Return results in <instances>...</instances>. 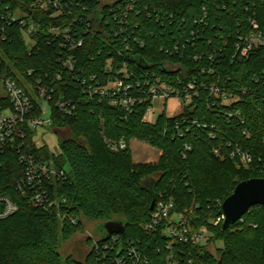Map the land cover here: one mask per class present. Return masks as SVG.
I'll return each mask as SVG.
<instances>
[{
    "label": "trees",
    "instance_id": "16d2710c",
    "mask_svg": "<svg viewBox=\"0 0 264 264\" xmlns=\"http://www.w3.org/2000/svg\"><path fill=\"white\" fill-rule=\"evenodd\" d=\"M67 2V15L57 19L53 10L26 8L22 0L4 2L13 11L25 8L28 15L22 19L32 16L39 24L33 48L24 36L27 26H9L0 3V33L6 37L0 38L3 72L22 87L30 83L37 89L38 80L53 83L52 128L60 134L62 152L39 146L32 130L25 148L37 160L54 161L67 176L64 182L47 184L52 196L66 203L45 211L35 206L31 192L18 190L25 172L18 153L9 148L3 155L0 199L8 197L18 211L0 220V264H63L61 241L83 228V219L124 221L125 232L113 235L120 244L111 245V255L119 247H135L151 264H169L168 239L162 231L144 230L161 194L174 198V211L188 215L194 230L210 234L204 245L176 248L181 264H264V207H253L226 230L221 219L222 204L240 183L264 179V48L248 59L234 57L239 38L252 30V20L264 35V0H116L114 7L103 6L101 0ZM102 16V30L94 32L91 24ZM56 24L72 25L76 41L84 42L73 52L74 71L59 63L62 49L49 34ZM127 45L131 53L124 51ZM124 65L132 73L127 83L135 95L158 79L178 88L196 82L199 95L179 116L165 114L154 125L145 123L150 100L138 102L128 113L94 94ZM211 85L240 96V101L223 106L207 89ZM62 100L77 105L72 115L56 108ZM105 138L124 140L128 147L114 153ZM134 139L162 151L159 163L135 164L130 148ZM238 149L252 161L243 163ZM0 206L3 210L5 205L0 201ZM59 213L67 218L62 220ZM113 236L105 240V234L100 241L110 244ZM219 241L223 247L214 254L209 246ZM100 255L92 250L83 263L69 258L66 264H102Z\"/></svg>",
    "mask_w": 264,
    "mask_h": 264
},
{
    "label": "built area",
    "instance_id": "2783aa9c",
    "mask_svg": "<svg viewBox=\"0 0 264 264\" xmlns=\"http://www.w3.org/2000/svg\"><path fill=\"white\" fill-rule=\"evenodd\" d=\"M5 1L0 0V3H3L5 6L4 19H6L9 26L16 22H19L24 27L27 26V29L24 31V36L30 48H33L36 45L33 36L39 28V24L32 22V16H28V20L22 19V16L28 15L27 10H24L25 8H18V10L13 11L11 8L12 5L10 6V4L4 3ZM22 1L23 3H27L26 8H39L43 11L53 10V19L64 17L68 12L67 0ZM114 4L115 2L108 6L114 7ZM130 10L132 11V8ZM96 20L94 24H91V29L94 32L102 30V21L105 18L102 16V18L99 17ZM251 27V32L246 36H241L236 43L235 58L240 60L248 59L255 50L264 48V35L260 24L256 20H252ZM49 34L52 36V39L59 42V47L62 49L59 63L62 64L66 71H74L77 61L73 52L76 48L83 45V40L76 41L73 36L74 27L72 25H53L49 29ZM1 37L3 40H6L5 35L0 33ZM175 50L179 52L180 49L176 46ZM124 51L131 53L132 48L130 45H127ZM112 63L113 61H110L108 64V70L110 72L113 70ZM3 71V60L0 57V168L2 166V157L9 148L17 152L19 162L25 169L24 177L18 183V190L23 194L31 192L32 200L36 207L42 208L45 211H52L57 207L59 208L60 204L66 203V200L63 199L60 202V199H55L50 193L47 184L53 181L64 182L67 180L66 173L63 170L57 169L54 161H40L34 155L29 154L25 148L24 141L27 137L28 130L34 131L35 135H37V130L40 128H52L54 122L51 108V102L53 101V83L44 84L42 80H38L37 89L30 83L22 87L17 80L8 76ZM32 74L33 71H30L29 75ZM131 74L128 66L124 65L116 76L112 75L111 80L106 85L95 88L94 94L102 99H110L114 106H121L128 113L133 112L134 106L138 102H142L145 98L150 100L151 106L148 108L143 119L148 124H156L166 114V106L169 99L176 98L182 105L181 111L173 116L176 117L183 113L184 107L191 104L194 97L199 95L196 82H189L183 88H178L160 79L156 80L148 91H143L135 95L133 94V86L127 83ZM207 89L216 101L222 102L223 106H230L239 102L241 99L240 96H236L216 85H211ZM214 104L217 105L218 103L215 102ZM56 108L61 113L69 116L76 111L77 105L71 101L62 100L57 102ZM194 125L199 126L197 121L194 122ZM176 130L180 131L181 127L177 125ZM105 141L108 148L114 153H119L128 147L124 140L113 141L105 138ZM237 152L242 158L243 163L247 164L252 161L251 157L242 149H238ZM0 201L5 205L3 210L0 206V220L18 211L17 205L8 197L1 198ZM174 209V198L164 197L161 194L159 202L156 203L152 211L150 221L144 226V230L147 233L162 231V234L168 239L167 250L170 254L167 262L169 264H181L175 254L176 248L180 244L193 246L204 245L208 240L209 233L205 230H194L191 226L189 216L175 212ZM59 217L62 220L67 218V216H61L60 213ZM221 219L215 224H219ZM72 221L76 223L75 220ZM118 244H120V237L113 236L110 244H102L100 240L97 241L93 250L97 254H101L99 258L102 264H151L148 258L143 256L135 247H131L127 251L119 247L117 255H111L109 253V250L113 249L111 245L117 247Z\"/></svg>",
    "mask_w": 264,
    "mask_h": 264
},
{
    "label": "rangeland",
    "instance_id": "374dc122",
    "mask_svg": "<svg viewBox=\"0 0 264 264\" xmlns=\"http://www.w3.org/2000/svg\"><path fill=\"white\" fill-rule=\"evenodd\" d=\"M115 0H101L102 5H111ZM28 42V41H27ZM182 105L176 98L169 99L166 106V114L168 117H173L181 111ZM138 142L143 143V141ZM36 141L39 146H48L53 153H61V139L60 134L53 128L45 129L40 128L37 130ZM133 141V140H132ZM131 141V142H132ZM146 143V142H144ZM153 147L151 144L147 143ZM131 145V144H130ZM131 148V146H130ZM154 148V147H153ZM157 149V148H155ZM159 150V149H158ZM132 159L135 164H157L159 161H155L156 157L148 150L139 147L136 150H132ZM140 160V161H139ZM83 228H81L72 238L68 240H62L60 245V254L63 264L69 258H72L78 262L83 263L87 256L93 250L95 243L103 238L106 234L104 230V224L95 221H89L83 219ZM210 236V234H208ZM218 247H223L221 241L215 243L213 246H209V249L214 253Z\"/></svg>",
    "mask_w": 264,
    "mask_h": 264
},
{
    "label": "water",
    "instance_id": "95a60500",
    "mask_svg": "<svg viewBox=\"0 0 264 264\" xmlns=\"http://www.w3.org/2000/svg\"><path fill=\"white\" fill-rule=\"evenodd\" d=\"M156 205L152 203L151 211ZM255 206L264 207V179H250L240 183L221 206L224 230L237 223ZM105 240L114 234H123L126 230L124 221L112 220L104 224Z\"/></svg>",
    "mask_w": 264,
    "mask_h": 264
},
{
    "label": "crops",
    "instance_id": "0c3cea01",
    "mask_svg": "<svg viewBox=\"0 0 264 264\" xmlns=\"http://www.w3.org/2000/svg\"><path fill=\"white\" fill-rule=\"evenodd\" d=\"M130 146H131L132 150H136L137 148L142 146V148H144L145 150L150 151L156 157L155 161H160V158H161V156L163 154L162 151L149 146L147 143L138 142L137 140H133L131 142Z\"/></svg>",
    "mask_w": 264,
    "mask_h": 264
}]
</instances>
